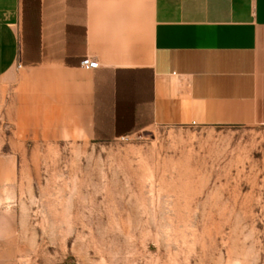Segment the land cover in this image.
<instances>
[{
    "label": "crops",
    "instance_id": "1",
    "mask_svg": "<svg viewBox=\"0 0 264 264\" xmlns=\"http://www.w3.org/2000/svg\"><path fill=\"white\" fill-rule=\"evenodd\" d=\"M153 126H264V0H0V187Z\"/></svg>",
    "mask_w": 264,
    "mask_h": 264
},
{
    "label": "rangeland",
    "instance_id": "2",
    "mask_svg": "<svg viewBox=\"0 0 264 264\" xmlns=\"http://www.w3.org/2000/svg\"><path fill=\"white\" fill-rule=\"evenodd\" d=\"M28 148L0 187V264H264V126Z\"/></svg>",
    "mask_w": 264,
    "mask_h": 264
},
{
    "label": "built area",
    "instance_id": "3",
    "mask_svg": "<svg viewBox=\"0 0 264 264\" xmlns=\"http://www.w3.org/2000/svg\"><path fill=\"white\" fill-rule=\"evenodd\" d=\"M81 67L87 71H92V70H96L99 68V63L92 59V58H85L82 63H81ZM196 124L193 123V126H195Z\"/></svg>",
    "mask_w": 264,
    "mask_h": 264
}]
</instances>
